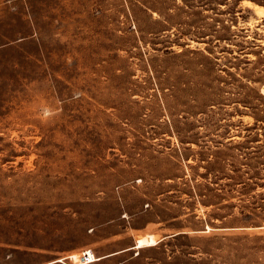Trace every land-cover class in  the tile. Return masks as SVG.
<instances>
[{
  "label": "rangeland",
  "instance_id": "1",
  "mask_svg": "<svg viewBox=\"0 0 264 264\" xmlns=\"http://www.w3.org/2000/svg\"><path fill=\"white\" fill-rule=\"evenodd\" d=\"M249 3L0 0V264H264Z\"/></svg>",
  "mask_w": 264,
  "mask_h": 264
},
{
  "label": "bare ground",
  "instance_id": "2",
  "mask_svg": "<svg viewBox=\"0 0 264 264\" xmlns=\"http://www.w3.org/2000/svg\"><path fill=\"white\" fill-rule=\"evenodd\" d=\"M248 5L249 7H252L258 15L260 16L264 15V7L255 6L252 3H249ZM155 244H156V238L153 235H149L147 237H140L136 242L135 249H140V248L155 245ZM70 258L77 264H83V258L81 255L73 254L70 256ZM100 259L101 258H96L93 261H98Z\"/></svg>",
  "mask_w": 264,
  "mask_h": 264
},
{
  "label": "trees",
  "instance_id": "3",
  "mask_svg": "<svg viewBox=\"0 0 264 264\" xmlns=\"http://www.w3.org/2000/svg\"><path fill=\"white\" fill-rule=\"evenodd\" d=\"M177 236H179V235H176V236H174V237H177Z\"/></svg>",
  "mask_w": 264,
  "mask_h": 264
},
{
  "label": "water",
  "instance_id": "4",
  "mask_svg": "<svg viewBox=\"0 0 264 264\" xmlns=\"http://www.w3.org/2000/svg\"><path fill=\"white\" fill-rule=\"evenodd\" d=\"M84 261H85V259H84Z\"/></svg>",
  "mask_w": 264,
  "mask_h": 264
}]
</instances>
